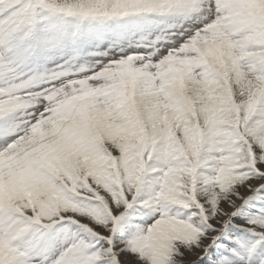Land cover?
Segmentation results:
<instances>
[{
	"label": "snow or ice",
	"instance_id": "obj_1",
	"mask_svg": "<svg viewBox=\"0 0 264 264\" xmlns=\"http://www.w3.org/2000/svg\"><path fill=\"white\" fill-rule=\"evenodd\" d=\"M205 258L264 264V0H0V264Z\"/></svg>",
	"mask_w": 264,
	"mask_h": 264
},
{
	"label": "rangeland",
	"instance_id": "obj_2",
	"mask_svg": "<svg viewBox=\"0 0 264 264\" xmlns=\"http://www.w3.org/2000/svg\"><path fill=\"white\" fill-rule=\"evenodd\" d=\"M55 22L56 21H55L54 18H52L49 21H46V23H55ZM106 26L107 27L99 26V25H93V32L96 33L97 36H100V34H108L109 35V36L106 35V36L103 37L104 43H100V50L101 51L104 50V49H106V48H108L109 41L113 40V37H114V36H112L113 34H112L111 30L114 29L115 26L114 25H111V24L106 25ZM97 41H99V39H94L93 40V43H96ZM133 222H135V221H133Z\"/></svg>",
	"mask_w": 264,
	"mask_h": 264
},
{
	"label": "clouds",
	"instance_id": "obj_3",
	"mask_svg": "<svg viewBox=\"0 0 264 264\" xmlns=\"http://www.w3.org/2000/svg\"><path fill=\"white\" fill-rule=\"evenodd\" d=\"M205 14L206 15H212L211 12H206ZM93 25L106 26V25H109V24L108 23H105L103 21H96V22H92L90 24H87L86 25V28L91 29L93 31ZM97 43H99V42H97Z\"/></svg>",
	"mask_w": 264,
	"mask_h": 264
},
{
	"label": "bare ground",
	"instance_id": "obj_4",
	"mask_svg": "<svg viewBox=\"0 0 264 264\" xmlns=\"http://www.w3.org/2000/svg\"><path fill=\"white\" fill-rule=\"evenodd\" d=\"M104 27H107V26H104ZM99 30H100V29H99ZM111 32H113V29L111 30ZM108 36H109V35H108ZM112 36H114V37H113V40H114V39L116 38V36H115V35H112ZM97 42H99V41H97ZM97 42H96V43H97ZM105 42H106V41H105ZM103 43H104V41H103ZM188 259H189V260H192V259H194V257H191V256H190V257H188ZM201 264H207V258H205L203 261H201Z\"/></svg>",
	"mask_w": 264,
	"mask_h": 264
}]
</instances>
